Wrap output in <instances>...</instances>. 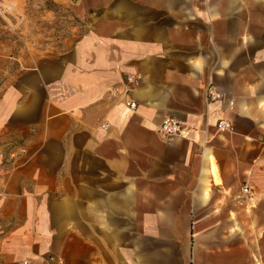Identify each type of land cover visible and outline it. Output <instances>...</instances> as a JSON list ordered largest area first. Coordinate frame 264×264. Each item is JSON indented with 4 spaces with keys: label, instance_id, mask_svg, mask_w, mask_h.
<instances>
[{
    "label": "crops",
    "instance_id": "crops-1",
    "mask_svg": "<svg viewBox=\"0 0 264 264\" xmlns=\"http://www.w3.org/2000/svg\"><path fill=\"white\" fill-rule=\"evenodd\" d=\"M11 2L0 264H264V0Z\"/></svg>",
    "mask_w": 264,
    "mask_h": 264
},
{
    "label": "built area",
    "instance_id": "built-area-1",
    "mask_svg": "<svg viewBox=\"0 0 264 264\" xmlns=\"http://www.w3.org/2000/svg\"><path fill=\"white\" fill-rule=\"evenodd\" d=\"M76 1V0H75ZM22 13L19 12L18 10L15 9L13 3L11 2V0H0V19L5 21L8 24H13L16 25L18 23H22ZM128 81L129 82H137V77H134L132 75H128ZM206 97L208 99L209 102L212 101H216L218 99H220L222 97V95L220 93H218L213 87H208L206 89ZM126 104L129 107H134L135 103L132 101H127ZM101 127L102 128H106L107 127V123L103 122L101 123ZM216 128L219 131H227L231 129V124L228 120L226 119H218L217 123H216ZM159 131L161 132L162 135L170 138L173 136H182V137H186L187 135H189V133L191 132V130L184 125L181 121H179L176 118L173 117H167L165 119H163L160 127H159ZM19 154V152L13 150L11 152H9V157H8V161H14V159H16L17 155ZM3 168L0 167V171H2ZM249 186L246 182L243 183V185L241 186V192L248 194L249 193Z\"/></svg>",
    "mask_w": 264,
    "mask_h": 264
},
{
    "label": "rangeland",
    "instance_id": "rangeland-1",
    "mask_svg": "<svg viewBox=\"0 0 264 264\" xmlns=\"http://www.w3.org/2000/svg\"><path fill=\"white\" fill-rule=\"evenodd\" d=\"M48 1H44L43 4L45 6H49L51 8H55L58 10V7L55 5H52L51 3H47ZM37 6H41V4H37ZM60 11V16L57 20L55 19H50V21H47L48 23V29L45 31L44 36L45 37H57L58 35L62 36L65 35L69 32V27L71 26V22H73V18L71 15H69L68 12L59 10ZM25 13V11H23ZM22 23L26 22V14L22 15ZM37 21H41L37 19ZM60 23V26H58ZM15 160V159H14Z\"/></svg>",
    "mask_w": 264,
    "mask_h": 264
}]
</instances>
